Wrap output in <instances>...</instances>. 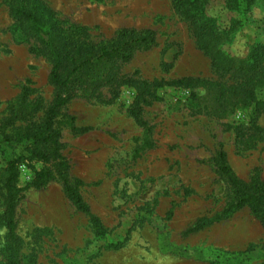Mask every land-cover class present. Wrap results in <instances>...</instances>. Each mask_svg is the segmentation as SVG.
Here are the masks:
<instances>
[{
	"label": "rangeland",
	"instance_id": "rangeland-1",
	"mask_svg": "<svg viewBox=\"0 0 264 264\" xmlns=\"http://www.w3.org/2000/svg\"><path fill=\"white\" fill-rule=\"evenodd\" d=\"M36 1V0H35ZM42 3H41V2ZM172 0H38L26 3L45 24L46 4L67 22L86 26L93 40L108 39L122 27L150 28L157 46L125 66L147 79L184 75L212 77L209 59L195 46ZM11 0H0V133L21 142L36 129L52 101L50 61L27 35L26 24L10 16ZM208 13L227 23L233 13L212 0ZM242 25L227 45L243 55L264 40V1L240 16ZM178 52L173 68L162 59ZM134 91L123 87L108 101L76 98L56 114L60 158H32L18 167L20 196L15 209L16 244L21 264H264V227L249 208L186 233L198 219L215 218L237 195L219 174L223 150L236 177L264 181V110L234 109L218 119L200 111L190 89L164 87L159 100L143 106L138 124L129 113ZM84 128H89L83 130ZM7 152L0 153V170ZM68 166L64 171L59 163ZM78 188L106 233L99 237L89 220L65 199L59 173ZM2 172V171H0ZM0 188V264H9L8 233L2 221ZM120 243L117 247L113 245Z\"/></svg>",
	"mask_w": 264,
	"mask_h": 264
},
{
	"label": "trees",
	"instance_id": "trees-1",
	"mask_svg": "<svg viewBox=\"0 0 264 264\" xmlns=\"http://www.w3.org/2000/svg\"><path fill=\"white\" fill-rule=\"evenodd\" d=\"M26 1L11 0L10 16L26 24V34L37 42L50 61L48 79L55 94L42 122L36 129L27 131L20 143L8 133H0V153L7 152L5 166L0 170V188L4 205L2 221L8 233L9 264H21L15 220L20 198L16 185L18 167L32 158L49 161L56 157L62 160L61 133L54 126V119L57 112L73 99H99L105 95L111 102L119 97L123 87L130 88L134 94L129 113L141 126L144 125L141 118L143 106L159 100L156 91L164 87L190 89V96L199 110L218 119L226 118L234 109L251 105L257 113L264 110V40L252 42L243 55L233 54L227 48L242 25L240 16L259 0H222L223 9L234 14L224 24L208 13L212 0H172V8L186 23L196 48L209 59L213 76L184 75L168 79H147L137 71L124 70L137 54L157 46L154 30L122 27L108 39L93 40L86 26L64 21L46 4H42V9L49 18L44 24L39 13L29 10ZM177 55L178 52L170 60H161L163 72L168 73L173 68ZM253 128L258 134L247 137L243 143L246 146L264 138L261 128L256 125ZM59 166L64 171L68 169L65 163L60 162ZM217 170L233 188L237 199L219 216L198 219L186 233L198 231L242 207L249 208L264 227V181L246 184L236 177L223 150L218 151ZM59 177L65 199L75 210L89 216L97 236H104L106 228L101 219L90 212L78 188L80 181L70 183L62 171Z\"/></svg>",
	"mask_w": 264,
	"mask_h": 264
}]
</instances>
